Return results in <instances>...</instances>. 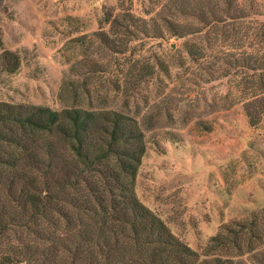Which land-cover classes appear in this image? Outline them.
Instances as JSON below:
<instances>
[{
    "label": "rangeland",
    "instance_id": "1",
    "mask_svg": "<svg viewBox=\"0 0 264 264\" xmlns=\"http://www.w3.org/2000/svg\"><path fill=\"white\" fill-rule=\"evenodd\" d=\"M174 1L5 0L0 53L21 65L0 77V104L134 118L146 140L139 201L196 264H264V115L251 125L242 83L253 72L225 60L264 54V0H238L247 17L210 27L179 17L200 32L159 36L150 19Z\"/></svg>",
    "mask_w": 264,
    "mask_h": 264
},
{
    "label": "trees",
    "instance_id": "2",
    "mask_svg": "<svg viewBox=\"0 0 264 264\" xmlns=\"http://www.w3.org/2000/svg\"><path fill=\"white\" fill-rule=\"evenodd\" d=\"M239 4L176 0L169 6L175 13L164 10L151 25L159 36L184 37L200 31L179 17L210 27L247 17ZM137 20L128 15V26ZM225 60L253 72L242 85L250 90L245 112L257 125L264 115V54ZM20 65L11 51L0 53V77ZM145 152L137 121L124 114L1 103L0 264H196L198 253L137 198Z\"/></svg>",
    "mask_w": 264,
    "mask_h": 264
}]
</instances>
